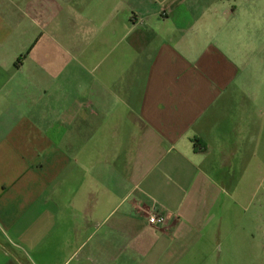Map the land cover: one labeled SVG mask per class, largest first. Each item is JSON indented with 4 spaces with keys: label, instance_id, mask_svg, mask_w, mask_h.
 I'll list each match as a JSON object with an SVG mask.
<instances>
[{
    "label": "crops",
    "instance_id": "crops-1",
    "mask_svg": "<svg viewBox=\"0 0 264 264\" xmlns=\"http://www.w3.org/2000/svg\"><path fill=\"white\" fill-rule=\"evenodd\" d=\"M260 6L80 0L72 59L58 1L0 0V264H181L212 236L232 127L259 107L236 14Z\"/></svg>",
    "mask_w": 264,
    "mask_h": 264
},
{
    "label": "rangeland",
    "instance_id": "rangeland-1",
    "mask_svg": "<svg viewBox=\"0 0 264 264\" xmlns=\"http://www.w3.org/2000/svg\"><path fill=\"white\" fill-rule=\"evenodd\" d=\"M56 1L60 3L61 10L53 24H66L62 25L56 40L63 43V30L66 31V36L70 34L73 45L68 46L67 50L72 59H77L76 48L82 31L79 20H74L73 16L79 12L77 7L80 0H74L71 4L64 0ZM262 2L264 5V0ZM233 6L234 4L231 8ZM229 7L227 4L226 8ZM256 9L257 13H237L238 20L243 24L238 23L241 29L233 30L244 39L247 35L243 45L245 49L247 47L252 50L248 53L253 57L245 66H239L237 63L234 65L244 71L246 84L243 94L248 103V110L251 111V102L257 99L259 107L257 110L254 108L255 123L251 122L247 137L241 141L232 127L230 148L235 152L226 167L215 174L219 189L216 190L213 204L214 218L209 224L214 234L205 236L181 264H264V8L260 6ZM255 17L257 22L253 24ZM84 29L86 30L85 25ZM222 35L221 32L220 36ZM60 38L61 40H58ZM54 48L56 59L59 60L64 51L55 45ZM72 62L74 71L75 65L73 60ZM58 64L56 67L60 68ZM59 80L62 81V78ZM71 84L78 86L74 74ZM67 264L77 263L73 260Z\"/></svg>",
    "mask_w": 264,
    "mask_h": 264
},
{
    "label": "built area",
    "instance_id": "built-area-1",
    "mask_svg": "<svg viewBox=\"0 0 264 264\" xmlns=\"http://www.w3.org/2000/svg\"><path fill=\"white\" fill-rule=\"evenodd\" d=\"M148 221L153 226H161L166 224L167 218L164 215L151 214Z\"/></svg>",
    "mask_w": 264,
    "mask_h": 264
},
{
    "label": "trees",
    "instance_id": "trees-1",
    "mask_svg": "<svg viewBox=\"0 0 264 264\" xmlns=\"http://www.w3.org/2000/svg\"><path fill=\"white\" fill-rule=\"evenodd\" d=\"M198 143V140H195V144Z\"/></svg>",
    "mask_w": 264,
    "mask_h": 264
}]
</instances>
